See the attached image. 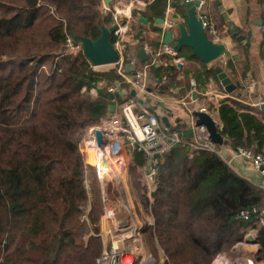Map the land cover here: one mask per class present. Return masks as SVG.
<instances>
[{
    "label": "trees",
    "instance_id": "trees-1",
    "mask_svg": "<svg viewBox=\"0 0 264 264\" xmlns=\"http://www.w3.org/2000/svg\"><path fill=\"white\" fill-rule=\"evenodd\" d=\"M183 1L173 7L184 17ZM167 4L152 0L144 10L131 9V17L164 19ZM111 12L103 11L102 0H0V264H97L104 208L96 176L85 178L95 168L82 138L114 104L106 87L120 76L114 67L93 69L81 50L66 52L65 41L72 35L98 38ZM233 39L246 51V42ZM187 57L197 58L192 52ZM166 58V65L149 68L146 86L174 96L177 69ZM191 70L198 79L216 77L212 67ZM122 87L125 92L115 95L120 105L132 90L126 82ZM239 90L244 86L237 84ZM241 97L220 100L221 134L231 148L264 154V109ZM133 160L143 165V152L134 151ZM150 197L142 202L153 221L140 235L154 258L160 248L162 264H212L252 230L255 260L264 261V225L256 217H236L239 209L264 203V190L217 153L190 158L186 146L171 148L158 161Z\"/></svg>",
    "mask_w": 264,
    "mask_h": 264
},
{
    "label": "crops",
    "instance_id": "crops-1",
    "mask_svg": "<svg viewBox=\"0 0 264 264\" xmlns=\"http://www.w3.org/2000/svg\"><path fill=\"white\" fill-rule=\"evenodd\" d=\"M121 1L122 0H112L108 7L110 10L114 8V11L117 12L120 18L127 23V30L124 32L122 36L123 40L119 45L123 46V44H125L127 54L130 58H136V62L133 66L139 69L143 66L144 62L139 60L137 49L143 46L145 52L149 54L165 45L163 44L165 29L171 28L173 37L178 36L179 30L175 25L181 22L184 17L179 13L176 14L175 8L171 4V1L168 0L163 24L154 21L151 22L149 20L146 24L139 23L137 20L141 14H137L135 18H132L131 9L134 7L138 10H144L146 4L143 5L139 0H134V3H130V7H126V9L122 10L117 8L121 4ZM204 1V12L208 15L210 21L217 29V43H221L225 46L224 53L212 62L204 63L198 58H188L187 54L191 53V51L189 48H185L182 54L179 55L182 60L181 67L176 66L175 80L179 81V85L175 86L173 89L174 96L168 95L161 90L146 89L148 91H135V95H130L129 98L134 99L138 103L146 104L147 107L151 111L156 112L160 118L162 115L167 114L170 123L169 128L179 132L181 138L185 141L193 140L198 134V129L195 125V117L192 115V111L205 110L212 116L217 125H222L217 110L220 100L227 97H236L237 94L242 91L239 90V92H237L235 90L232 93H228L220 84L217 74L216 77H205L202 75L198 79L195 74H192L191 69H193V71L202 72L203 68L221 67L236 87L237 84H240L242 87L244 86L245 90L248 92L247 97H245L243 101L253 106H259V104L264 102V57L261 54V51L264 50V0ZM116 5L118 6L115 7ZM220 9H223L224 13H222ZM220 15L223 21L226 22L225 24L223 22L221 24L219 23ZM224 15L229 17V22L237 28L239 34L245 37L246 51L242 50L241 46L233 39V35L229 32L228 22L224 19ZM171 21L175 23L172 27H168L167 23ZM151 56L152 55H150V57ZM155 65L157 66L159 64ZM130 72H128L129 79L132 75ZM147 75L148 85L151 80L149 76L152 75L150 70H148ZM104 84L105 83L102 82L100 86H104ZM249 84H251L250 88H248ZM187 86L188 89H186ZM124 92L123 89L120 94ZM252 96H254V98H252ZM182 100L186 102L185 105L182 103ZM121 119L122 115L120 113V108L119 106H115L112 112L108 111L105 118L101 120L99 126L103 128L105 133L109 132L110 129V133L113 131L115 132V130H120L125 125V123L120 122ZM85 136L88 137V134L85 133ZM230 151V146H222L220 157L227 161L228 165L237 174L264 190V181L259 174L253 170L244 159L230 158ZM132 164L135 166L134 160ZM144 165L145 162L141 165L143 171ZM149 186L151 187V185ZM149 189L150 188H148V191ZM147 196L150 198V194ZM237 245L241 244L238 243ZM246 245H253L255 247L253 250L258 249V245L256 244ZM261 263L264 264V261H261Z\"/></svg>",
    "mask_w": 264,
    "mask_h": 264
},
{
    "label": "built area",
    "instance_id": "built-area-1",
    "mask_svg": "<svg viewBox=\"0 0 264 264\" xmlns=\"http://www.w3.org/2000/svg\"><path fill=\"white\" fill-rule=\"evenodd\" d=\"M140 1V0H139ZM141 2V1H140ZM143 5L144 3L141 2ZM204 0H199L196 5V12L202 21V25L205 28V31L208 37L213 42H218L217 38V29L215 25L210 21L208 15L204 12ZM102 8L104 12L111 11L108 5H105L102 0ZM114 17V22L117 24L116 29L112 32L116 36L117 40L114 43L115 49L118 53V58L115 63L108 66L114 67L116 72L120 76L119 80H116L113 84L106 87L107 91L113 95L111 101L114 103V106H119L120 113L125 120V125L120 130H115V132L105 133L103 128L99 125L89 128L86 133L88 137L92 138L94 141V128H99L103 134L104 138H111V142L121 148L124 143H127L130 150L141 151L145 157L144 173H147L149 185L148 194H151L155 187V176L157 174L158 161L162 156L169 151L171 148L180 145L186 146L188 148V156L191 158L194 155L198 154L200 151H208L217 153L220 156V151L222 146L215 144L210 141L206 128L202 125L197 126L198 134L193 140L185 141L181 138L179 132L171 130L169 127L161 122L159 115L156 112L151 111L146 104L138 103L134 99H129L123 104H118L116 93L123 91V83H129L132 86V89L135 91L139 90L144 92L147 88V77L148 70L152 65L163 64L166 65L168 60L166 56H169L173 64L181 63L182 60L178 55V52L175 51L172 47L168 45H163L158 48L152 54L151 61L144 62L143 66L139 69L134 70V74L131 75L129 79L126 69L130 66H133L136 62V58H130V63L127 65L124 62V55L120 42L123 40V34L127 30V23L124 22L116 11L111 12ZM173 21L168 22L167 26H173ZM66 52L75 53L77 51H82V47L79 42H74L71 36L66 37L65 41ZM165 56V57H164ZM106 66V65H105ZM100 67V66H98ZM96 70L97 67H92ZM165 79V76L162 77V80ZM102 82H98L97 86L99 87ZM193 85V83H192ZM251 87V84L248 85V88ZM148 91V90H146ZM90 92L95 95L96 89L92 88ZM190 97V96H189ZM182 103L185 105L186 102L182 100ZM193 112V111H192ZM122 133V134H121ZM121 138H124L123 140ZM110 143H107L102 146L103 151H108ZM119 150V149H118ZM156 154L159 157H156ZM230 158L244 159L252 168L255 170L259 176L264 181V154L261 152H254L253 150L245 147L238 146L236 148H231ZM96 165L97 157L95 155ZM227 162V161H226ZM228 164V162H227ZM101 168V166H99ZM102 169V168H101ZM104 175V174H103ZM98 176V175H97ZM121 191L124 193L123 198H121ZM100 199L104 208L103 214V247L100 255L96 258L97 264H154L151 260L153 259L150 255L145 258H141L140 262L137 261L141 257L139 248H142L141 237H140V228L134 222L133 219H130L127 215L121 217L118 213V207L129 206L130 203L127 198L126 190L124 188H119L118 184L113 186V188L107 189L104 185L100 186ZM122 199V201H121ZM151 201V197L149 198ZM126 202V203H125ZM117 209V211H116ZM236 217L240 220H249L252 217L258 218L259 224L264 225V203L260 205H250L238 210ZM248 236L255 238V231H250L246 235L244 242L252 243L258 245V243L251 242L248 240ZM257 250V249H256ZM130 257L128 259L127 257ZM212 264H262L261 261H256L255 257L252 254H248L236 259H230L223 253L217 254Z\"/></svg>",
    "mask_w": 264,
    "mask_h": 264
},
{
    "label": "water",
    "instance_id": "water-1",
    "mask_svg": "<svg viewBox=\"0 0 264 264\" xmlns=\"http://www.w3.org/2000/svg\"><path fill=\"white\" fill-rule=\"evenodd\" d=\"M144 4L150 3L152 0H140ZM171 4L174 5L177 0H170ZM199 0H184L182 6L184 9V20L176 23V27L179 30L178 36L173 37V32L171 28L165 29L163 44L172 47L175 51L180 52L185 48H189L194 56L204 63H210L219 56H221L225 51V46L221 43L213 42L207 35L205 28L202 25V21L196 12V5ZM105 5H109L112 0H103ZM224 13L223 9H220ZM224 19L228 22L229 32L232 34L238 41L245 42V37L239 34L237 28L229 22V17L224 15ZM139 23L146 24L148 18L140 15L137 20ZM156 23L163 24L164 19L159 18L155 19ZM173 23H175L173 21ZM117 24L114 22V17L111 15V23L109 26L101 25L100 26V36L96 39L86 38L78 35H72L74 42H79L82 47V53L86 59L90 62L92 67L110 65L116 62L118 58L117 50L115 49L114 44L111 42L110 37L112 32L116 29ZM172 27V26H171ZM154 52L147 54L143 49V46H140L137 49V56L141 62H145L150 55ZM177 67H181V63L176 64ZM135 67L130 66L126 69V72L134 71ZM214 71L217 74V78L220 81V84L225 88L228 93H232L236 90V85L231 81L227 76L226 72L222 70L221 67H214ZM151 78V76H149ZM150 90V89H148ZM246 90L240 91L237 96L247 95ZM130 95H135V90L130 91ZM261 109H264V102L259 104ZM115 106L111 105L109 107V112L114 110ZM192 115L195 117L196 126H204L208 133V137L211 142L218 144L220 146L229 147V139L224 137L221 134L222 125H217L212 116L207 113L205 110H194ZM161 122L165 127H169L170 123L168 120V115H162L160 118ZM94 141L95 146L102 147L106 144L104 134L99 128H94ZM156 157H159L156 154ZM248 240L251 242L257 243L256 238L248 236ZM41 264H48L46 261H42Z\"/></svg>",
    "mask_w": 264,
    "mask_h": 264
},
{
    "label": "rangeland",
    "instance_id": "rangeland-1",
    "mask_svg": "<svg viewBox=\"0 0 264 264\" xmlns=\"http://www.w3.org/2000/svg\"><path fill=\"white\" fill-rule=\"evenodd\" d=\"M134 2H135L134 0H122L121 4L119 6L116 5L115 7L118 6L117 7L118 9L124 10V9H126V7L131 6L130 3H134ZM132 8H134V7H132ZM111 10L114 12V8H111ZM109 67L110 66H108V65L101 66V67H97L96 70L97 69L103 70V69H107ZM120 122L125 123V120L123 117H122ZM121 139L123 140L124 138H121ZM110 140H111V138H105L106 144L110 143L109 145L111 148H109L108 151L104 150L103 162L107 163V164L109 163V167H110L108 169L109 172L106 171L104 173V170H102L99 167V165L98 166L96 165L95 155H96V157H98V155H97L98 151H97V148L95 146L96 144L94 142H92V138H90V137L85 136L84 138H82V142H83L86 150H88L92 156V158H90L89 162H92L93 166L95 168L94 172L88 170L85 178L92 180L96 176L97 183L99 186V195H100V186H102V185H104L107 189L113 188V186H115L116 184H118L119 188L120 187L124 188L126 190L127 198L129 200V203H130V208H129L130 213H126L125 211H123L121 209L122 207L117 208L118 213L121 217L127 215L126 217L129 216L130 219L132 218L141 230V228L151 224L153 221L152 217L149 215L148 211L145 209V206L142 202V199L148 195V193H147L148 192V185L150 184L149 180H148L147 173L146 174L144 173L142 166H134L132 164V162H133L132 155L134 152H132L130 150L127 143H124L123 146H121V148H118ZM87 187H89V185H87ZM133 197H135V198H133ZM117 209H116V211H117ZM103 226H104V222L102 223V227ZM140 230H139V232H140ZM140 234H141V232H140ZM101 235H102V233L100 234V236ZM140 237H141L140 242L142 245V248L140 249V253L142 255H141V257L138 258L137 261L140 262L141 261L140 259L142 257L145 258V257H148L150 255L153 258L151 260L154 262V264H162L164 258H163V254H162V251L160 250V248H158L156 257L154 258L151 254L147 253V247L145 246V242L142 238V235H140ZM101 239H102V244H103L102 236H101ZM245 239H246V236H245L244 240L242 242H240L241 245L236 244L237 246L235 245L228 253H223V254L226 255L230 259L240 258V257L248 255V254H252L253 256H255V253L257 250H253V248H255L253 245H246V244H252V243H245L244 242Z\"/></svg>",
    "mask_w": 264,
    "mask_h": 264
},
{
    "label": "bare ground",
    "instance_id": "bare-ground-1",
    "mask_svg": "<svg viewBox=\"0 0 264 264\" xmlns=\"http://www.w3.org/2000/svg\"><path fill=\"white\" fill-rule=\"evenodd\" d=\"M96 148H97V151H98V157H97V164H99V166H101V168H102V170H104V173L107 171V172H109V163L107 164V163H104L103 162V158H104V151H103V148L102 147H97L96 146ZM112 169V168H111ZM110 169V170H111ZM111 172V171H110ZM108 174V173H107ZM107 177V176H106ZM111 180V179H110ZM123 191H121V198H123V197H125L124 196V193H122ZM124 192H125V189H124ZM127 194V193H126ZM124 199V198H123ZM121 201H122V199H121ZM126 203V202H125ZM123 211H125L126 213H130V209H129V206H122V208H121ZM132 219V218H131ZM139 251H140V248H139ZM128 259H130V257L128 256L127 257Z\"/></svg>",
    "mask_w": 264,
    "mask_h": 264
}]
</instances>
